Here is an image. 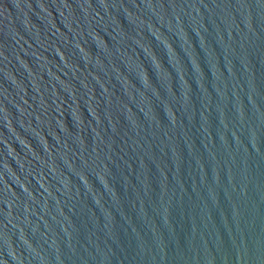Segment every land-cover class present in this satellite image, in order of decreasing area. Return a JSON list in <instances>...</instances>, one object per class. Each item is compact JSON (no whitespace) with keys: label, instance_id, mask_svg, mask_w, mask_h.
Here are the masks:
<instances>
[{"label":"water","instance_id":"water-1","mask_svg":"<svg viewBox=\"0 0 264 264\" xmlns=\"http://www.w3.org/2000/svg\"><path fill=\"white\" fill-rule=\"evenodd\" d=\"M0 264H264V0H0Z\"/></svg>","mask_w":264,"mask_h":264}]
</instances>
